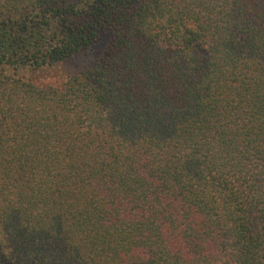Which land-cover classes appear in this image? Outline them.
I'll use <instances>...</instances> for the list:
<instances>
[{"label":"trees","instance_id":"16d2710c","mask_svg":"<svg viewBox=\"0 0 264 264\" xmlns=\"http://www.w3.org/2000/svg\"><path fill=\"white\" fill-rule=\"evenodd\" d=\"M0 264H264V0H0Z\"/></svg>","mask_w":264,"mask_h":264},{"label":"rangeland","instance_id":"374dc122","mask_svg":"<svg viewBox=\"0 0 264 264\" xmlns=\"http://www.w3.org/2000/svg\"><path fill=\"white\" fill-rule=\"evenodd\" d=\"M85 63H86V62H85ZM73 69H75V68H73ZM58 74H60V73H58ZM61 74H63L64 76L66 75L65 73H61ZM61 74H60V75H61ZM60 75H58V78H59V79H60V77H59ZM58 78H56V79H58Z\"/></svg>","mask_w":264,"mask_h":264}]
</instances>
